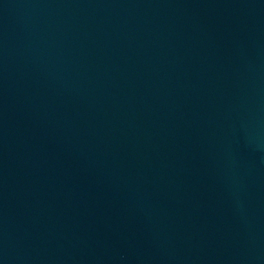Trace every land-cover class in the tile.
<instances>
[{
  "label": "water",
  "instance_id": "95a60500",
  "mask_svg": "<svg viewBox=\"0 0 264 264\" xmlns=\"http://www.w3.org/2000/svg\"><path fill=\"white\" fill-rule=\"evenodd\" d=\"M0 264H264V0H0Z\"/></svg>",
  "mask_w": 264,
  "mask_h": 264
}]
</instances>
